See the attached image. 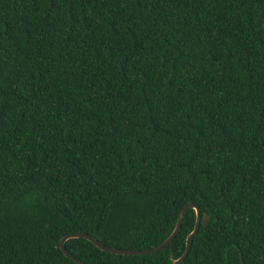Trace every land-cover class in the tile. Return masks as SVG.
<instances>
[{
    "label": "trees",
    "instance_id": "1",
    "mask_svg": "<svg viewBox=\"0 0 264 264\" xmlns=\"http://www.w3.org/2000/svg\"><path fill=\"white\" fill-rule=\"evenodd\" d=\"M264 264V0H0V264L147 250ZM85 238L86 264H173Z\"/></svg>",
    "mask_w": 264,
    "mask_h": 264
},
{
    "label": "water",
    "instance_id": "2",
    "mask_svg": "<svg viewBox=\"0 0 264 264\" xmlns=\"http://www.w3.org/2000/svg\"><path fill=\"white\" fill-rule=\"evenodd\" d=\"M191 208L194 209L196 211V213H197V221H196L195 228H194L193 232L188 237L186 251L183 254V256L181 258H179V259L172 258L173 264H183V262L186 260V258L190 254L194 238L198 234V232L200 230V227H201V224L203 223V226L207 227L208 224L210 223V217L207 214H205L203 216L202 215V209L196 203H189L182 209L174 232L172 233V235L162 245H160V246H158L156 248L147 249V250H126V249L112 248V247H109V246H106V245L102 244L97 239H95L93 236H91V235H89L87 233H74V234H70V235L65 236L61 240L60 247H61L62 251L64 252V254L67 257L71 258L77 264H86V263L81 261V260H79L78 258H76L74 255H72L68 251V249L66 247V243L70 239L85 238V239L89 240L90 242H92L96 247H98L102 251H105V252H108V253H111V254H116V255L142 256V255L157 254V253L163 251L164 249H166L175 240V238L177 237V235L179 234V232L182 229L186 214L188 213V211ZM242 264H244L243 261H242Z\"/></svg>",
    "mask_w": 264,
    "mask_h": 264
}]
</instances>
